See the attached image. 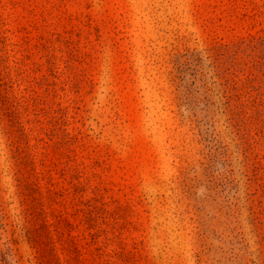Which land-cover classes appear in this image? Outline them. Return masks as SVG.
I'll return each mask as SVG.
<instances>
[{
    "label": "rangeland",
    "instance_id": "1",
    "mask_svg": "<svg viewBox=\"0 0 264 264\" xmlns=\"http://www.w3.org/2000/svg\"><path fill=\"white\" fill-rule=\"evenodd\" d=\"M0 264H264V0H0Z\"/></svg>",
    "mask_w": 264,
    "mask_h": 264
}]
</instances>
